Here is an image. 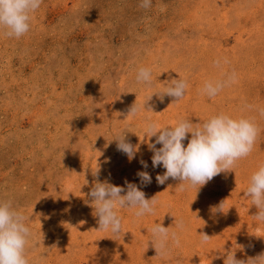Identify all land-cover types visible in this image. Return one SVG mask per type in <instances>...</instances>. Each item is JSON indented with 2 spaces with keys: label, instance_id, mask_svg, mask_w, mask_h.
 Listing matches in <instances>:
<instances>
[{
  "label": "rangeland",
  "instance_id": "1",
  "mask_svg": "<svg viewBox=\"0 0 264 264\" xmlns=\"http://www.w3.org/2000/svg\"><path fill=\"white\" fill-rule=\"evenodd\" d=\"M140 3L43 0L25 35L0 32V201L28 217L29 264H224L227 252L244 260L264 252V222L244 196L264 163V0ZM141 67L151 70L150 87L136 80ZM233 72L235 82L216 96L202 92ZM172 79L187 82L186 94L161 101L155 93ZM135 102L153 112L126 118ZM219 113L254 120L260 133L251 153L200 188L181 191L171 178L158 184L165 169L152 165L145 121L196 124ZM122 132L138 146L131 160L113 140ZM96 171L100 182L157 195L155 213L117 208L120 235L99 230L88 196ZM221 201L223 212L213 213ZM157 223L180 240H169L165 255L151 243ZM201 233L211 239L202 244Z\"/></svg>",
  "mask_w": 264,
  "mask_h": 264
},
{
  "label": "clouds",
  "instance_id": "2",
  "mask_svg": "<svg viewBox=\"0 0 264 264\" xmlns=\"http://www.w3.org/2000/svg\"><path fill=\"white\" fill-rule=\"evenodd\" d=\"M43 0H0V32L8 37L20 38L30 30V22ZM151 0H141L140 7L149 8ZM227 61H225L226 63ZM220 67V61L214 62ZM235 72L226 80L215 83L205 82L202 92L208 97L216 96L224 87L235 82ZM138 83L145 86L152 85L151 70L141 67L136 76ZM188 84L182 79H172L165 90L159 95L161 101L166 94L174 97L175 101L183 99ZM152 95L148 98L151 99ZM147 100V101H148ZM146 101V102H147ZM143 105L136 102L129 108L127 117H134ZM259 114L264 117V108L259 109ZM260 133V129L251 118L243 116L233 118L227 114L212 115L203 122L193 124L189 119H180L173 126H158L154 121L146 120L144 124V138L148 139V149L153 153L151 160L153 167L162 166L163 175H157L158 184H164L170 178L178 180L179 189L188 187H202L222 172L232 171L236 162L247 157ZM188 134H191L189 139ZM154 139V142L152 141ZM117 150L125 154L129 160L135 158L138 146L126 139L125 132L117 134ZM187 140L185 146L184 141ZM157 145H161L157 147ZM146 168L147 164L141 161ZM91 187L88 196L91 205H94L93 215L98 217L99 230H109L114 236L121 233V218L117 208L134 209L137 217L155 213L156 196L145 198V193L136 184L125 182L126 188L98 179ZM142 184L151 183V176L146 171L137 173ZM198 188V189H199ZM122 193H124L122 195ZM244 196L251 199L252 205L257 209L254 218L264 222V163L258 166L249 178V185ZM224 201L212 206L213 213L223 212ZM26 217L22 211L16 210L12 202L0 201V264H29L26 257V246L31 236V230L26 224ZM175 226L181 230L185 228L183 219L175 220ZM152 246L157 255H165L168 251L169 240L179 245L180 240L175 231L170 232L169 227L155 224L152 229ZM201 243H207L211 238L204 233ZM224 264H264V252L249 257L246 260L236 258V252H227L224 255Z\"/></svg>",
  "mask_w": 264,
  "mask_h": 264
}]
</instances>
